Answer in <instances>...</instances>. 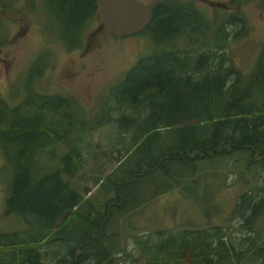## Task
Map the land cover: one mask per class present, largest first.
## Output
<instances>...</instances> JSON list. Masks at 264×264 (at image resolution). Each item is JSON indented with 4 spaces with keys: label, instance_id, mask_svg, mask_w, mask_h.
<instances>
[{
    "label": "trees",
    "instance_id": "16d2710c",
    "mask_svg": "<svg viewBox=\"0 0 264 264\" xmlns=\"http://www.w3.org/2000/svg\"><path fill=\"white\" fill-rule=\"evenodd\" d=\"M248 1L229 0L222 15L232 4ZM44 3L49 17L62 27L68 49L80 42L85 24L99 19L94 0ZM148 5L153 18L137 33L149 36L151 51L109 85L107 96H98L92 119L79 114L83 110L73 98L34 87L14 105L0 97L4 208L24 223L19 231L0 232V264H47L50 254L53 264H109L113 248L123 249L120 236L109 227L122 215L132 223L146 201L145 179L154 183L159 174L171 181L162 192L170 190L188 200L193 198L185 184L189 177L178 171L183 165L194 171L204 157L227 161L228 156L238 172L252 174L254 167L264 171V46L248 74L234 69L224 50L230 26L235 35L248 28L245 14L236 10L218 17L214 27V20L193 0ZM53 22L48 21L55 27ZM212 29L221 39H213ZM180 36L184 38L177 40ZM42 63L44 56H38L31 70ZM109 123L116 126L107 138L116 164L92 176L104 196L98 206L91 195L85 196L88 188L81 192L71 184L85 161L95 159L102 148V139L89 131ZM45 156L55 165L40 169L38 160ZM217 169L222 174L216 178L224 186L227 171L224 166ZM135 193L139 199L133 200ZM230 215H239L237 227L251 233L237 241L226 230L227 220L187 223L157 241L136 238L145 256L141 264H264V175L260 184L241 193ZM124 255L139 264L134 262L139 257Z\"/></svg>",
    "mask_w": 264,
    "mask_h": 264
},
{
    "label": "rangeland",
    "instance_id": "374dc122",
    "mask_svg": "<svg viewBox=\"0 0 264 264\" xmlns=\"http://www.w3.org/2000/svg\"><path fill=\"white\" fill-rule=\"evenodd\" d=\"M143 1L153 4L157 0ZM228 1L193 0V3L214 20V27L219 23L218 17L224 18L236 10H241L245 14L248 28L239 31L242 34L235 35L234 25L230 26L224 50L229 56L228 63L242 74H248L264 46V0H261V4L260 0H249L239 6L232 4L228 8L230 11L222 15L223 9H226L222 7ZM48 21L53 22L47 13L44 0H0V97L14 105L32 94L34 87L38 92L73 98L83 110L79 111V114L90 120L94 117L98 96L102 92L104 94L110 84L120 79L139 57L151 51L147 39L149 36L136 33L116 37L108 28L93 32L99 24V19L93 17L85 24L80 42L68 49L61 39L64 35L63 29H58L55 22H53L56 24L55 27L50 26ZM212 31L215 33L214 40L221 39L220 33L214 29ZM71 38L77 39L74 35ZM182 38L184 37L180 36L177 40ZM206 40L207 38L203 39ZM169 43L171 44L170 41ZM38 56H44V63L31 70V65ZM115 130L116 126L109 123L104 128L97 127L89 131L94 138L102 139V148L96 152L95 159L89 157L88 161H85L84 170H80L71 184L81 192L88 188L85 196L91 195L92 202H100L98 206L101 205L104 196L98 185L92 183V176L99 172L103 173L116 164L110 155L111 147L107 141ZM60 144L62 143H58ZM38 161L42 167L40 169H48L55 165L54 160H49L48 156L40 157ZM227 161L220 156L211 159L204 157L194 165L196 167L194 171L185 165L179 168L182 176L189 177V182L185 184L193 198L188 197V200L168 193L170 190L162 192L171 181L165 180L159 174L154 183H150V179H145L146 187L142 197H145L146 201L143 207L136 210L131 219L132 223L125 222L122 215L118 217L116 224L112 223L109 227L115 229L116 234L120 236L119 245L123 247L121 250L113 248V259L109 264H133V261L124 255L125 252L130 253L132 257H139L134 262L141 264L145 261V256L140 255L136 238L149 237L150 241H157L167 231L188 226L187 223L196 221H200L201 225H212L214 219L220 223L227 220L226 230L232 240L238 241L243 235L250 234L248 229L237 227L241 217L239 215L231 217L230 211L246 188L248 190L256 183L262 182L264 171L259 172V169L254 167L252 174H243L238 172L240 168H236L234 163L232 165L231 157L227 156ZM3 162L4 158L0 152V175ZM220 166H224L227 171V184L224 186L222 178H216V175L222 174L217 169ZM213 167L216 168L212 169ZM3 178L5 177L0 176V232L19 231L24 226L23 218L5 212L7 192L2 182ZM247 178L249 180L246 182ZM165 193L172 195L173 198ZM137 198L139 199V195L135 193L133 200ZM206 221L211 224H203ZM115 246L116 244L113 245ZM53 260L54 257L50 254L45 262L53 264Z\"/></svg>",
    "mask_w": 264,
    "mask_h": 264
},
{
    "label": "water",
    "instance_id": "95a60500",
    "mask_svg": "<svg viewBox=\"0 0 264 264\" xmlns=\"http://www.w3.org/2000/svg\"><path fill=\"white\" fill-rule=\"evenodd\" d=\"M99 24L93 32L108 28L116 37L135 34L153 18V9L143 0H94ZM77 255L80 249L76 251Z\"/></svg>",
    "mask_w": 264,
    "mask_h": 264
},
{
    "label": "flooded vegetation",
    "instance_id": "af4514ba",
    "mask_svg": "<svg viewBox=\"0 0 264 264\" xmlns=\"http://www.w3.org/2000/svg\"><path fill=\"white\" fill-rule=\"evenodd\" d=\"M60 29H62V27H60ZM77 29H79V28H77ZM81 29V28H80ZM258 158H259V156H258Z\"/></svg>",
    "mask_w": 264,
    "mask_h": 264
}]
</instances>
